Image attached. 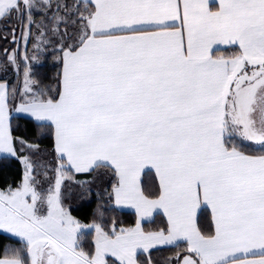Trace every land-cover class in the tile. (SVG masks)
<instances>
[{
    "label": "snow or ice",
    "instance_id": "1",
    "mask_svg": "<svg viewBox=\"0 0 264 264\" xmlns=\"http://www.w3.org/2000/svg\"><path fill=\"white\" fill-rule=\"evenodd\" d=\"M209 3L0 0L12 42L17 30L38 48L55 36L62 62L55 92L28 65L22 93L0 82V161L24 166L17 185L0 188V233L22 242L0 264H154L151 249L179 242L183 255L166 264H264V0ZM215 45L238 52L214 57ZM5 60L17 64L15 53ZM12 112L54 137L53 167L31 159L38 145L15 134ZM146 168L159 177L154 199L140 187ZM101 169L117 178L116 204L139 219L131 229L92 225L85 251L61 186L70 173L103 178ZM202 206L211 234L197 222ZM158 209L166 229L146 232Z\"/></svg>",
    "mask_w": 264,
    "mask_h": 264
},
{
    "label": "trees",
    "instance_id": "2",
    "mask_svg": "<svg viewBox=\"0 0 264 264\" xmlns=\"http://www.w3.org/2000/svg\"><path fill=\"white\" fill-rule=\"evenodd\" d=\"M68 2L71 3V0H68ZM41 19V17H37L38 22ZM49 19L51 18L49 17ZM8 27H16V25L12 24L8 25ZM0 33L8 36L7 41L0 39V82H6L10 87L21 92L24 71L22 72V50H19L22 47V44H20L22 41L20 31L17 30L16 43L12 42L11 35L4 31V25L2 24H0ZM56 39L57 37L55 36H49L45 51L36 48L35 50L33 49L34 54H37L38 57L33 60V64L30 66L31 78L36 80L45 90L47 87H52L54 92L58 86L59 76L62 73V62L60 60L59 45L55 43ZM17 43L20 44L17 51L18 73L14 69V65L10 61L5 60L6 55L10 56L13 50L17 49ZM29 44L26 52L31 49L33 44L36 45V41ZM5 49L8 51L5 52ZM236 52H238L236 47H231L215 51L213 55L231 57ZM12 120L13 128L17 136L27 140L31 144L38 145L39 151L34 153L31 159L36 163L47 164L49 168L53 167L54 137L48 135V129L39 127L34 121H28V118L23 116H12ZM27 154L28 151L25 150L19 155ZM23 167L22 162L15 159L5 158L3 161H0V188L17 185L22 178ZM99 171L106 173V175L100 178L98 175L93 176L87 173H70L71 179H65L61 189L63 206L75 220L84 226L100 224L105 231H110L112 227L118 229L134 227L137 223L136 215L132 212L118 210L113 204L112 186L116 184L117 178L107 169H101ZM49 174L52 175L51 172ZM142 189L149 198L154 199L158 195L159 183L153 172L148 171L144 173ZM198 225L205 234H211L213 232V223L209 210L202 209L198 218ZM166 227L167 221L160 214L156 215L152 221L143 225L146 232L159 231L166 229ZM83 233L85 235L80 241L81 246L84 247L85 251L91 250L94 247V233L93 231L87 230L83 231ZM6 247L9 249H19L22 247V242L0 233V258L3 257ZM185 247L186 244H181L180 248H176L175 246L160 248L150 251V254L152 255L154 264H166L168 260L175 258L177 255H183Z\"/></svg>",
    "mask_w": 264,
    "mask_h": 264
},
{
    "label": "crops",
    "instance_id": "3",
    "mask_svg": "<svg viewBox=\"0 0 264 264\" xmlns=\"http://www.w3.org/2000/svg\"><path fill=\"white\" fill-rule=\"evenodd\" d=\"M209 6H210L211 8H213V10H215V8H214V0H210ZM231 47H236V46H234V45H215V46H213V53H214L215 51H217V49H219V50H223V49H227V48H231ZM214 57H222V56H214ZM223 58H226V59H227V58H230V57H223ZM7 84H8V83H7ZM8 85H9V84H8ZM21 85H22V89H21V93H22V92H23L24 83L22 82ZM11 115H12V116H23V117H26L25 114L17 113V112H12ZM234 138L237 139V140H239V137H234ZM246 143H251V142H246ZM148 171H151V172H153V173L156 175L157 181H158V183H159V177H158L157 174L155 173V170H154V169H147V168H146V169H144V170L141 172L140 177H139V183H140V187H141V188H142V179H143V175H144L145 172H148ZM79 174H83V173H79ZM142 190H143V189H142ZM113 204H114V206H115L118 210H121V211H127V212H132V213H134V214L136 215L137 220L139 219L138 214H137L136 210H135L133 207L128 206V205H124V204H119V205L116 204L115 199H114V196H113ZM203 208H205V207L202 206L201 210H200V211L198 212V214H197V222H198V218H199L200 212L202 211ZM205 209L209 210L210 215H211V209H210V208H205ZM66 210H67V209H66ZM67 211H68V210H67ZM158 214L162 215V216L165 218V220L167 221V216L163 213V210H162V209H158V210H156L155 212H153V214H152L150 220H145V221L142 222V227H143V225H144L145 223H148V222L152 221V220L155 218V216L158 215ZM211 219H212V216H211ZM212 223H213V221H212ZM81 225H82V224H81ZM135 226H136V225H135ZM135 226H134V227H135ZM134 227H132V228H134ZM82 229H84V231H85V230H87V231H93V233H94V244H95L96 233H95L94 229L92 228V226H84V225H83V226H82ZM129 229H131V228H129ZM213 232H214V224H213ZM179 243H180V244H186L185 242H179ZM167 247H173V246H172V245H160V246H158V247L155 248V249L167 248ZM155 249H151L150 251L155 250ZM110 259L115 260L114 257H112V258H110ZM117 263H118V262H117Z\"/></svg>",
    "mask_w": 264,
    "mask_h": 264
},
{
    "label": "rangeland",
    "instance_id": "4",
    "mask_svg": "<svg viewBox=\"0 0 264 264\" xmlns=\"http://www.w3.org/2000/svg\"><path fill=\"white\" fill-rule=\"evenodd\" d=\"M36 35H37V29L36 28H32V36H33V38H35L36 37ZM30 43H32V42H30ZM20 44H22V47H20L19 45ZM20 44L19 43H17L16 44V47H17V49L16 50H13V52L11 53V55L13 54V53H15L16 54V56L18 55V53H17V51H18V48L20 47L21 49H19V50H22V52H21V62H22V65H23V70H22V72L23 71H25V65H28V66H32V62H33V60H35L37 57H38V55L37 54H34V50H35V48L36 49H39V50H43V51H45V47H46V45H47V41H45L42 45H40V47H41V49H40V47L38 48L37 47V44H39V41H36V45L35 44H33L32 45V47H31V51L29 50L28 52H26L27 51V47L30 45L29 43L26 45L25 43H24V41L22 40L21 42H20ZM19 46V47H18ZM34 49V50H33ZM40 52V51H39ZM10 55V56H11ZM25 56H27L28 57V59L27 60H25L24 59V57ZM14 65V64H13ZM14 69L16 70V72L18 73L19 72V65L18 64H16V65H14ZM30 74V73H29ZM31 77V76H30ZM22 82L24 83V73H23V75H22ZM50 175V174H49ZM51 176V175H50ZM65 181V180H64ZM63 184H64V182H63ZM63 184H62V186H61V189H62V187H63ZM43 187H45V189H47V188H51V187H53V184H49V183H47V182H45L44 183V185H43ZM77 221V220H76ZM83 226V225H82ZM81 231L83 232L84 231V229H81ZM1 234H5V233H1ZM5 235H8V236H10V237H13V236H11V234H5ZM13 238H15V239H17V240H19V238H16V237H13ZM20 241V240H19Z\"/></svg>",
    "mask_w": 264,
    "mask_h": 264
}]
</instances>
